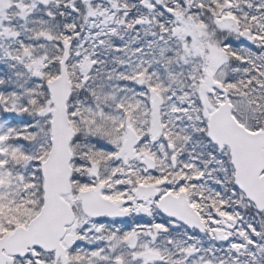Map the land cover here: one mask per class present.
Listing matches in <instances>:
<instances>
[{"label":"snow or ice","instance_id":"6c2138e0","mask_svg":"<svg viewBox=\"0 0 264 264\" xmlns=\"http://www.w3.org/2000/svg\"><path fill=\"white\" fill-rule=\"evenodd\" d=\"M0 264H264V0H0Z\"/></svg>","mask_w":264,"mask_h":264}]
</instances>
